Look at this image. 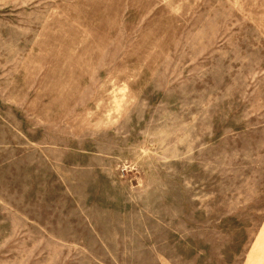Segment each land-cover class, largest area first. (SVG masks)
<instances>
[{"label":"rangeland","instance_id":"374dc122","mask_svg":"<svg viewBox=\"0 0 264 264\" xmlns=\"http://www.w3.org/2000/svg\"><path fill=\"white\" fill-rule=\"evenodd\" d=\"M0 264H264V0H0Z\"/></svg>","mask_w":264,"mask_h":264}]
</instances>
